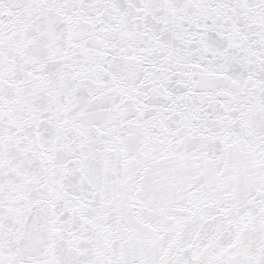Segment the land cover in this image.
I'll return each mask as SVG.
<instances>
[{"label":"snow or ice","instance_id":"6c2138e0","mask_svg":"<svg viewBox=\"0 0 264 264\" xmlns=\"http://www.w3.org/2000/svg\"><path fill=\"white\" fill-rule=\"evenodd\" d=\"M0 264H264V0H0Z\"/></svg>","mask_w":264,"mask_h":264}]
</instances>
